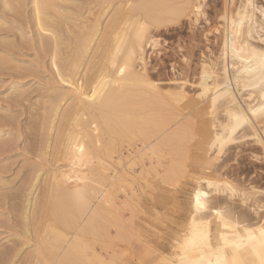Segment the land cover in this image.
Segmentation results:
<instances>
[{"label": "bare ground", "instance_id": "bare-ground-1", "mask_svg": "<svg viewBox=\"0 0 264 264\" xmlns=\"http://www.w3.org/2000/svg\"><path fill=\"white\" fill-rule=\"evenodd\" d=\"M1 1L4 9L10 11L19 3L17 0L15 4L14 0ZM69 1L73 3L71 0L31 1L35 26L41 35L42 45L50 50V62L60 83V87H54L55 96L51 95L49 105L45 106L47 108L43 107L47 112L43 113V125H47L48 132H56L47 144L51 147L55 143L53 152H61L67 163L62 168L50 171L48 192L50 198L53 197L54 205L50 207L49 217L42 216L44 220L39 222L31 217L34 207L41 205L39 198L33 200L31 197L34 188L42 181L41 169H37V172H41L32 178L30 189L26 188L29 194L23 211V224L20 225H24L22 228L25 232H22L36 242L34 246L30 245L33 248L25 264L126 263L124 242L127 237L128 241L131 239L126 237L129 232L127 234L126 228H123L124 232L121 231V223L115 225L113 222L118 229L112 234L107 228L109 226L105 225L109 215L105 212L108 206L115 204L110 192L111 183L106 182V171L112 168L109 166L108 169L109 164L121 160L120 156L115 157L118 142H123L130 151L134 145L142 154V159L148 158L146 162L148 160V164L155 166L154 170H158L162 183L170 181V185L175 186L182 178L185 179V187H192L187 197V224L180 228L179 237L174 238L167 249H164L166 246L144 241L137 264H217L218 259L226 260L227 264H262L264 213L254 222L244 217L245 209V212L241 211L243 215L238 214L237 204L236 215L232 202L240 193L241 201H246L245 204H251L250 197L253 196L252 199L261 207L254 206L256 203L252 199L254 204L251 206L264 208V186L261 189L256 185L248 189L242 186L244 189L230 183V180H219L208 174L215 171L213 167L220 161L223 162L221 159L229 149L235 145L238 149L242 144H247L250 138L261 147L264 160V136L260 133L264 128V3L224 0L220 12L222 23L214 27L213 40L217 42L218 49L215 53L206 46L207 51L215 54L205 53L207 55H202L193 68L189 67L195 78L191 83L195 90L190 92L184 78L171 77L167 83L169 87L164 90L159 82L152 80L146 68L142 70L137 66L138 63L146 64V47H156L159 42L153 34L154 30L169 22H180L188 13L196 22L202 17L207 22L205 0H118L114 3L111 2L113 0H91L83 13L70 11L72 15L68 12L72 9L66 6ZM70 20L74 23H70ZM209 32L203 35L206 42L209 41ZM235 87L240 93L239 97ZM190 133L198 137L193 159L183 153L184 147L181 145ZM133 162L132 165H135ZM193 165L198 166L197 176L189 175ZM224 167L217 168L222 170ZM216 194L224 195L220 196L222 202L221 199L220 203L217 202L219 196ZM50 198L47 197V202ZM254 207L251 211L257 217L261 212ZM240 208L243 209V206ZM111 216L117 218L118 215L113 213ZM28 241L21 243L14 256H10L17 258L25 250L24 245L28 247ZM8 248L12 250L9 245ZM5 252H1V255L5 254L4 260L6 254L9 255V252ZM16 258H12L10 264H15Z\"/></svg>", "mask_w": 264, "mask_h": 264}, {"label": "rangeland", "instance_id": "rangeland-1", "mask_svg": "<svg viewBox=\"0 0 264 264\" xmlns=\"http://www.w3.org/2000/svg\"><path fill=\"white\" fill-rule=\"evenodd\" d=\"M17 1L19 3H17L16 0H14V4L16 2L18 6L17 4L15 5L13 4L14 8L15 6H17L15 11L13 10L14 8L11 9L10 11V9L8 10V8L4 9L5 7L2 1L0 0V19L3 20V21L0 20L1 23L0 24L1 25L0 26V44H1L0 58H2L0 60V62L2 61V63L0 64V68H1L0 70V137H1L0 138V249L3 248L0 250V255L1 252L5 250H6L5 253L9 252V255L8 253L6 254L8 258L7 259L5 257L6 260H4L3 257L5 256L4 253L3 255L0 256V260L3 257L2 259L3 261L1 260L0 264H10L12 258L13 259L16 258L13 257L14 256L13 254L16 251V249L17 248L19 249L21 247L20 246L21 243L23 242L27 243V239H28L29 245L28 244L27 245L29 248L26 245H24L25 250H23L22 253H20L19 256L17 257L18 259L16 258L17 260H15V264H25L26 258L29 257V252L31 251V248H33L32 246L35 245L36 240L35 239L33 241L30 240L28 235L24 233L25 232L24 228H22L24 227V225H20V224H23L21 223L23 222V211L26 207V199L29 194L28 189H30V187L33 184L32 178L34 179L35 175L41 172V171L37 172V169L42 170L40 176V181L41 180L42 181L39 182L37 187L34 188L35 192L31 197L33 198V200L39 198L41 205L39 204L38 207L36 208L34 207V213H31V217H33L32 218L33 221L39 222L41 220H44L43 219L44 216L45 218L49 217L51 212L50 207H53L54 205L53 204L54 202L52 203L53 197L50 198L51 196H49L50 193L48 192V183L51 180L50 171L52 172L57 168L60 167L62 168L67 163L62 158L61 152L60 153L58 152L59 154H57L56 151L55 153L57 154V156L54 155L55 153L53 151H55L54 150L55 148L53 146H55V143L54 145L51 144V147L47 144V142H49L51 138L53 139V137H55L54 135L56 132L54 131H52V133L50 131L48 132V128L46 129L47 125L45 126L43 125V118H44L43 116H45L43 115V113L44 114L47 113L46 110L43 109V107L45 108L46 105H49L48 100H51L52 98L51 95L55 93L53 92L54 87L55 89L57 87H60V83L57 82L58 79L56 80L57 77L56 74L54 73L55 72L53 70L54 68L50 62V57H49L50 50H48L47 47L42 45L41 35L39 36L38 34L39 31L35 26L34 23L35 18L33 16V11H32L33 6L31 3L32 0H17ZM116 1L118 0H113L111 2L114 3ZM123 1H128V0H123ZM255 1H258L257 3L261 5L264 3V0L262 1L260 0L261 3L259 0H255ZM71 2L73 3L70 4L69 1V5L66 3L67 4L66 6H69L68 8L72 9V10H68V12L73 11L81 14L84 12L85 8L89 6L87 4H89L91 0L89 1L71 0ZM222 3H224V0L223 2L222 0H205V6H206V8L204 7L206 12L205 17L207 16V19L209 20V21L207 20V22L206 19H204L203 17L200 20H198V22H196L192 17V14L188 13L187 15L181 18L180 22L177 23L171 22V24L169 22V24H166L159 30H154L153 34L155 35V37L159 42H157L156 44L157 46L155 45L156 47H153V45L151 46L148 45L146 47V51H145L146 64L142 65V63H138L139 65L137 66L138 69L146 68V71L148 75L152 78V80L153 81L155 80L154 82L157 81L156 83L159 82L160 86H162L161 88L162 89L164 88V90L169 87L167 83L169 82L168 80L171 77L172 78L181 77L180 79L184 78V80H187L186 82V84L188 83L186 85L188 86L187 90L190 89L189 90L190 92L192 90L194 91L195 89L194 87L191 86V83L195 78L192 77V72H191L192 70H189V67L190 69L191 67L193 68L194 64H196L199 61V59H201L202 55H207L208 53L209 54L212 53L207 51L209 48H211L209 49L210 51L214 50L213 52L216 53L218 49L217 48L218 44H216L217 42L214 41L215 40L214 27L219 26L222 23V17H221L222 14L220 13L222 10L221 9L223 5ZM73 5H75V7H72ZM81 9L83 11H81ZM77 10H79V12ZM71 15L69 14L68 17L71 18L70 17ZM89 16L91 18L93 17L90 14ZM80 18L81 17H79V19ZM193 21H195V23ZM70 23H74L73 20ZM206 29H212V30H208L211 32H209L210 34H208L209 41L207 42H206V38L203 36L204 33L206 34L208 32V31L205 32ZM263 29H264V22H263ZM75 31L78 30L76 29ZM262 35L264 36V30H262ZM20 38H22V41ZM5 39L7 40V42ZM11 43L13 44V46ZM18 43L19 44L21 43V45L19 46ZM206 46L208 47V49ZM215 53H212V55ZM9 60L11 62H9ZM12 62L16 64H11ZM3 63L6 64L4 65ZM46 82L48 83L46 84ZM58 89L57 92L60 90ZM234 89L235 92L237 93V96L239 97L240 96L239 91L236 89V87ZM53 96H55V94H53ZM42 125L44 126L43 128ZM37 126L40 127L38 128ZM35 128L37 130L39 129L40 131H37ZM263 129L264 128L260 130L262 136H264ZM45 131H47L46 132L47 134L45 133ZM49 133L52 135H49ZM44 134L46 137L44 136ZM189 135H191V133ZM189 135L183 141L185 144L182 142L183 144L181 145L184 147V150L187 149L186 152H184L183 150V153H185V155L188 154V156H190L191 159H193L195 152V144L198 137L194 135H191L192 137L191 136L189 137ZM191 138L193 139L190 142ZM187 139H189L188 140L189 142H187ZM247 139L249 138H246V140ZM249 140L250 141L247 140L246 142L247 144L244 143L241 145L242 148L240 146L237 149L235 145L234 147L229 149L221 159L223 160V162L221 161L219 162L221 165L218 164L216 167H213L214 169L216 168L215 169L216 172L212 168L214 172L209 173L208 175L209 176L211 175L212 177H215L216 179L219 180H226V181L230 180L229 181L230 183L244 189L246 188L248 189L249 187H252L251 185L253 186L256 185L257 188L259 186L260 189L263 188L264 160H262L263 159L262 158L263 156L261 155L262 150L261 147L258 144L254 143L251 138ZM126 146L127 145H125L123 142H118L117 144L118 148L116 147L117 152L115 157L119 158L120 156L121 160L120 162L116 160V162H112L111 164H109L108 169L109 166H112V168L110 167L111 169L109 171L108 170L106 171V175H107L106 182L111 183L110 192H112L111 194L113 197L112 200H114L115 204L112 203L110 207L108 206L107 211L109 212L107 211L105 212V214L109 213L108 216L106 215L107 220L109 219L108 220L109 223L106 220L105 225L109 226L107 227L109 228L108 230L110 232L112 231L111 233L114 234L116 232V229H118L117 226L116 227L114 226V224L118 225L121 223L119 225L121 231H123L126 228L125 230L127 234L128 232L129 234H131V235L129 234L126 235V237L129 236V239L131 238L129 240L130 242L128 241V237L127 240L124 242V245L126 246L125 248L127 249L126 251L127 253H125V261L126 260L127 261L125 264H137L139 261V257L141 255L140 247L144 245V241H150L157 245L160 244L162 246H166L164 247V249H167V247L171 245V241L174 238L179 237V231L182 228H184L185 225L187 224V217L189 214L187 197L192 187L189 186L185 187V179L182 180V178H180V182L178 184H175V186H173L174 184L170 185L171 184L170 181L167 182L164 181L162 183V181L159 179L160 177L158 176V170L157 169L154 170L155 166L153 167L151 164H148L150 163V161H148L149 159L146 158L148 159L147 162L145 158H144L145 160L142 159L141 158L142 154L138 153L139 150L134 145L131 146L133 152L130 151L129 148ZM235 149H237L238 151ZM138 154L141 155L139 156ZM52 155L54 156L52 157ZM134 157L136 159H134ZM259 157H261L260 158L261 161ZM132 161H134L133 164L135 163L137 167L135 165H132ZM128 162L131 166L128 164ZM56 164L57 166H55ZM122 165L124 167H122ZM217 167L218 168L224 167V168L220 170ZM123 168L125 169L123 170ZM158 169L161 170L160 167H158ZM217 169L220 171H218ZM224 170L227 172V175ZM197 171H198V166L193 165L190 168L189 175L197 176L196 174ZM223 174H225V176H223ZM49 178L50 180L48 181ZM255 178H257V181ZM8 181L10 183H7ZM3 182L5 184H3ZM40 186H43V188L39 189L41 188ZM242 186H245L246 188ZM111 189L113 190L111 191ZM46 192L48 196L46 195ZM216 196H219L217 202L220 203V199L222 202V198H220V196L223 197L224 195L216 194ZM47 197L50 198L51 202H49L50 200H48L49 203L47 202ZM235 197L234 199H236L235 200L236 203L233 201L234 199L232 200L234 202V203L232 202L233 209L235 210V206H236L235 204H237L236 210L239 209V213H238L239 215H243V213L241 214V211L243 212L245 209L246 212L245 211L244 212L246 216L244 214V217H246V219H251L254 222L257 220V218H261L263 216L262 213H264V208L259 209L261 205L259 206L260 203L255 202L252 199L253 196L250 198L256 203V205L253 203L251 199H250L251 204L250 203L245 204L246 201L245 202L241 201L242 197L240 193ZM247 201H249V199ZM123 202H126L125 203L126 205L125 204L123 205L122 204ZM237 202H239L240 204H238ZM241 202L243 205L241 204ZM252 204H254V206L256 207L259 206L258 209L257 208L255 209L254 206H251ZM16 206L17 208L15 209ZM45 206L47 207V209H45ZM242 206L243 209L240 208ZM18 207L20 208L18 209ZM253 207L255 210H258V212H261L257 214V217L256 214L253 211H251ZM48 208L50 211L48 210ZM45 211L47 212L45 213ZM112 211L113 213L116 214V216L118 215L117 218L115 217L116 219L111 216V214H113ZM237 212L238 211L235 212L236 215ZM45 214H47V216ZM110 216L113 219H111ZM119 216L121 217V219ZM129 220H131L133 223L132 222L130 223ZM113 222L115 223L113 224ZM127 222L130 224H127ZM112 225L114 227H112ZM112 228H114L115 230H113ZM22 230L24 232H22ZM23 233L25 235H23ZM126 242H129L130 245ZM8 245L12 247V250L10 249L9 251ZM13 247L15 250H13ZM10 254L13 256H10Z\"/></svg>", "mask_w": 264, "mask_h": 264}, {"label": "snow or ice", "instance_id": "snow-or-ice-1", "mask_svg": "<svg viewBox=\"0 0 264 264\" xmlns=\"http://www.w3.org/2000/svg\"><path fill=\"white\" fill-rule=\"evenodd\" d=\"M121 71H123V69H121ZM198 203H199V201H198ZM262 235H264V230H262V233H261ZM217 264H227V261L225 260V261H221V260H217ZM262 264H264V261H262Z\"/></svg>", "mask_w": 264, "mask_h": 264}]
</instances>
